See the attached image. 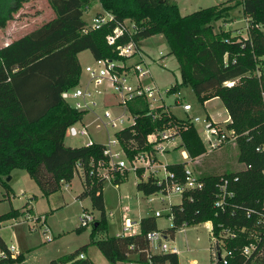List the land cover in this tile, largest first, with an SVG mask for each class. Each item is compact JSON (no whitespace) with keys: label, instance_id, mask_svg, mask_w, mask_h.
<instances>
[{"label":"trees","instance_id":"16d2710c","mask_svg":"<svg viewBox=\"0 0 264 264\" xmlns=\"http://www.w3.org/2000/svg\"><path fill=\"white\" fill-rule=\"evenodd\" d=\"M23 0H0V26ZM53 16L6 44L0 46V183L2 176L12 168H21L34 180L42 194L56 190L61 182H68L79 162L83 189L78 196L89 195L90 204L99 216L91 222L90 239L73 250L52 257L47 264H94L83 254L94 245L110 264L116 261H139L178 264L174 252L147 250L145 232L156 229L155 216L138 218V230L95 238L97 230L106 227L103 209L102 181L91 168L98 159L105 163L102 143L69 146L63 143L65 127L81 118L82 111L72 108L60 97V91L74 85L79 76L77 52L87 49L92 57H119V47L128 41L160 33L168 44L179 69V80L168 89L189 86L195 101L217 96L224 106L231 126L239 135L236 139L237 155L243 167L225 169L220 173L203 171L197 175L202 184L186 189L177 203L169 205L171 224L162 231L173 235L174 228L182 224L207 221L210 239L217 241L229 253L220 255L215 249L211 264H264V155L254 146L264 139V109L256 77L251 74L255 66L264 62V0H235L233 3L211 4L188 13H179L175 0H97L100 7L112 14L98 27L82 31L86 22L82 17L90 0H47ZM239 6L246 20V35H233L214 20L225 18L229 10ZM133 22L129 30L124 20ZM116 24L123 29L108 43L105 36ZM139 47V46H138ZM225 58V59H224ZM237 77L230 85L224 81ZM134 114L133 122L114 131L125 156L151 148L145 135L169 124L179 128L180 141L190 159L204 151V145L188 116H176L170 110L155 107L148 111L144 100L128 104ZM176 145V146H177ZM185 161L165 163L173 173V180L183 179ZM120 174L111 170V180L120 181ZM134 172L141 177L142 167ZM229 181L233 193L228 206L221 210L213 205L217 183L221 176ZM162 187L156 176L147 173L135 182L143 194ZM251 209L249 215L245 213ZM18 209L9 208L0 213V220L16 215ZM94 222H96L94 224ZM229 227L233 236H223L221 230ZM248 229H254L251 234ZM214 241V242H215ZM251 243L243 253L241 247ZM0 249L6 243L0 237ZM217 252L220 258H217ZM82 253V256H79ZM20 252L0 258V264L20 261ZM224 260V261H223Z\"/></svg>","mask_w":264,"mask_h":264},{"label":"rangeland","instance_id":"374dc122","mask_svg":"<svg viewBox=\"0 0 264 264\" xmlns=\"http://www.w3.org/2000/svg\"><path fill=\"white\" fill-rule=\"evenodd\" d=\"M175 1L179 13L185 14L200 7L220 3L230 4L235 0ZM97 2V0H90L88 5L84 7L82 17L85 21H89L92 14L101 11ZM52 15L53 10L47 0L21 1L17 9L0 26V44L4 35H8L9 38L17 37L19 34L43 23ZM126 21L130 30L132 21ZM245 23L246 20L240 7L234 6L225 18L214 20V28L216 29V26L219 25L223 29H228L233 35L245 36ZM137 44L146 52L152 81L162 92V100L155 101L153 105L160 108L166 107L176 116L191 114L202 116L207 113L213 120L222 121L229 118L217 96L209 99L202 107L195 101L189 86H180L174 90L168 89L172 83L179 80V69L173 54L168 53V44L162 34L155 33L145 36L139 39ZM91 57L92 55L87 49L77 53L80 68L79 84L86 86L90 91V98L95 101V105L83 112L81 118L83 122L90 121L89 128L94 129V134L91 135L94 139L105 141L107 137L114 138L113 132L120 125L106 126L105 130L102 128L103 110L109 108L114 110L111 104L115 100V95L106 80L99 83L87 80V74L82 67L90 62ZM175 93H178L181 101L191 104L190 111L184 113L174 106ZM125 112L129 113L127 109ZM95 117L97 119L93 120ZM199 126L196 124L198 132H200ZM84 140L85 137L63 135V143L69 146L79 145ZM161 144L167 145L168 143L162 141ZM236 155V144L226 143L191 160L181 145L160 150L157 158L162 163L185 161V166L191 169L192 174L198 175L203 171L220 173L225 169L237 170L242 168L243 163L237 160ZM126 164L128 163L126 162ZM156 174H162L161 168H158ZM6 175H9L8 179L5 178ZM6 175L2 176L3 183H0V213L9 208L18 209V212L14 216L0 220V233L6 243H14L22 255V259L13 262V264H47L50 258L67 253L89 241L91 223L80 226L78 215L84 209L90 211L94 219H97L99 212L91 206L88 194L78 196L83 189L82 173L79 168H75L68 182H61L56 190L48 194H42L34 180L21 168H12ZM140 176L136 175L131 168H127L126 175L118 182H113L110 176L103 179L101 193L106 227L95 231V238L121 232V222L124 216L132 220L134 230H138V218L142 215H153L154 209L160 210V215L155 216L156 229L162 231L170 226L168 206L171 203H177L180 200V194L177 192L143 194L135 188V182L145 178L144 175ZM149 196L152 197L151 200H147ZM27 199L29 201L26 202ZM24 212L31 215L34 220L29 218L16 222ZM245 231L251 234L255 230L248 229ZM214 241V239H210L207 221L182 224L174 228L173 235L166 233L168 245H175L178 248V264H211L215 254ZM219 247L220 255H222L225 250L221 245ZM83 254L90 256L94 264H110L94 245L89 244ZM166 262L135 261L129 263L116 261L115 264H165Z\"/></svg>","mask_w":264,"mask_h":264},{"label":"built area","instance_id":"2783aa9c","mask_svg":"<svg viewBox=\"0 0 264 264\" xmlns=\"http://www.w3.org/2000/svg\"><path fill=\"white\" fill-rule=\"evenodd\" d=\"M111 18L112 14L109 11L102 9L98 13L91 15L90 20L84 23L82 31H85L89 27H98L101 23L106 20H110ZM126 20L129 19L124 20V24L126 25V28H128ZM132 27L133 22H131L130 29ZM122 29V25L116 24L113 26L111 32L105 36L106 41L108 43H112L114 38L121 32ZM118 53L120 56L114 58L109 56L92 57L90 62H87L82 67L83 71L87 74L88 81L99 83L102 80H106L112 89V93L115 95V100L111 104L114 110H111L110 108L104 109L102 113L104 121H102L101 125L104 130L106 129V126L115 127L120 125L119 128H121L133 122L134 114L128 107L130 102H133L134 104L142 99L146 104L147 110L153 111L156 107L153 103L155 101L162 100V92L152 81L146 55L140 47L130 40L119 47ZM251 74H253L257 79L259 97L264 109V62L260 66H255V68L251 71ZM236 79L237 77L228 79L224 81V84L230 86ZM79 81L80 80L78 78L74 85L63 88L59 94L60 97L72 108L80 110L83 113L91 106H94L95 101L90 98V91L86 88V86H80ZM179 98L180 96L178 93H175L173 99L174 106L181 109L184 113L190 111L192 108L191 104L189 102L181 101V98ZM126 109L130 114L125 112ZM162 110L168 111L166 107H163ZM96 119L97 117L93 120ZM188 120L195 126L196 129V124L200 125V132H198V129L197 132L204 145V151L201 154L219 148L226 143H235L237 137L241 135L231 126L227 125L229 118L219 121L213 120L207 114L202 116L198 114H191L188 115ZM89 124L90 121L83 122L82 118H80L69 123L64 129V134L69 136L85 137V140L81 143L83 145H90L94 141L102 143V154L106 157L105 163H103L102 159H98L94 168H91L89 173H91L94 169L98 176H103L105 178L106 176H112V173L110 172L111 170H116L122 174L124 169L131 168L132 170H135L136 167H142L141 175L146 177L147 173H150L156 176L157 181L162 184L161 188L147 193L146 195H151L156 192L163 194H167L168 192H177L181 194L182 191L186 189L198 188L201 186V180L197 178V175L192 174L191 169L185 165L183 170V179L181 181L173 180V173L165 169V163H162L157 158L160 150L167 149L170 146L173 147L180 141L178 132L179 128L176 124H169L161 129L148 132L145 135V139L146 142L151 145V148L144 150L142 153H135L131 159H128L125 156V152L114 132V138L107 137L105 141H99L91 136L94 134V129H90ZM162 141H166L168 144H161ZM254 149L262 152L264 155V139L257 143L254 146ZM126 162L128 164H126ZM75 167L81 169L79 162L75 163ZM158 168H161L162 170L161 175L156 174ZM261 171L264 175V166ZM236 179V175H233L231 178L227 176L220 177L213 201L214 206L221 210H225L227 208L229 205L227 200L233 193L232 189L228 187V184L230 180L233 181ZM151 199V196L147 198V200ZM160 199H162V197H160ZM250 212V208L245 210L247 215H249ZM153 215H160V210L154 209ZM29 218L32 219V221L34 220L31 215L24 212L20 216V219L16 220V222L24 221ZM78 219L79 225L84 226L91 223L94 220V217L90 211L83 209L78 215ZM121 230L122 233L135 232L133 228V221L128 217H123ZM234 233V230L229 227H223L221 230V234L223 236H233ZM145 239L147 242V250L150 252H178V248L175 245H168L166 242V234L158 229H150L146 231ZM251 247L252 244L247 243L241 247V250L243 253H247ZM17 252L18 251L14 243L6 244V249H0V258H5L8 255H14ZM224 253H229V251L225 250ZM79 256H82V253H79ZM165 264L170 263L166 262Z\"/></svg>","mask_w":264,"mask_h":264},{"label":"crops","instance_id":"0c3cea01","mask_svg":"<svg viewBox=\"0 0 264 264\" xmlns=\"http://www.w3.org/2000/svg\"><path fill=\"white\" fill-rule=\"evenodd\" d=\"M97 3H98V2H97ZM98 5H99V3H98ZM99 10H102V8L100 7V5H99ZM52 16H53V15H52ZM52 16H51V17H52ZM51 17H50V18H51ZM244 19H245V17H244ZM245 24H246V23H245ZM28 31H29V30H28ZM26 32H27V31H25V32H23V33H26ZM23 33H21V34H23ZM6 34H8L7 31H6ZM21 34H19V35H21ZM19 35H18V36H19ZM14 38H15V37H14ZM11 39H13V38H9L8 35H4V37H3L2 40H1V44H0V46H2L3 44H6V43L9 42ZM140 49H141V48H140ZM141 50H142V49H141ZM142 51H143V50H142ZM77 53H78V52H77ZM143 53H145V55H146V52L143 51ZM76 56H77V54H76ZM91 58H92V57H91ZM209 99H211V98H209ZM209 99L204 100L201 106H202V107L205 106V104L209 101ZM206 114H207V113H206ZM207 115H209V114H207ZM209 116H210V115H209ZM178 143H179V142H178ZM178 143H177V144H178ZM177 144H176V145H177ZM176 145H174V146H176ZM174 146H173V147H174ZM186 154H187V153H186ZM27 201H29V200L27 199L26 202H27ZM124 217H126V216H124ZM133 227H134V222H133ZM135 231H137V230H135ZM120 233H122V231H121V232H115V233H113V234H120ZM0 237L4 240V238L2 237V234H1V233H0ZM4 242L6 243L5 240H4ZM6 244H7V243H6ZM15 246H16V245H15ZM16 249H17V248H16ZM17 251H18V250H17ZM176 254H177V253H176ZM127 262H129V263H134L135 261H127ZM1 264H5V263H1Z\"/></svg>","mask_w":264,"mask_h":264},{"label":"water","instance_id":"95a60500","mask_svg":"<svg viewBox=\"0 0 264 264\" xmlns=\"http://www.w3.org/2000/svg\"><path fill=\"white\" fill-rule=\"evenodd\" d=\"M5 178H6V179H8V178H9V175H6V177H5ZM95 223H96V222H94V224H95ZM218 246H219V245H218L217 241H215V242H214V248H215V249H217V248H218ZM217 258H218V259L220 258V256H219V253H218V252H217Z\"/></svg>","mask_w":264,"mask_h":264}]
</instances>
